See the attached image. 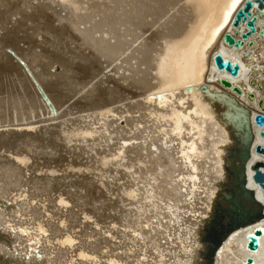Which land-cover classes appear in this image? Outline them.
<instances>
[{
	"label": "bare ground",
	"instance_id": "bare-ground-1",
	"mask_svg": "<svg viewBox=\"0 0 264 264\" xmlns=\"http://www.w3.org/2000/svg\"><path fill=\"white\" fill-rule=\"evenodd\" d=\"M28 1L37 6V18H43L45 26L57 30L59 36L67 40L64 47H59L61 51L52 49L50 54V59L65 68L61 74H70L71 80L77 67L66 68L70 63L86 70L85 73L81 70L83 75L73 87L70 85L74 94L83 91L106 67L120 73L116 78L126 82L123 83L126 87L120 86L118 79L119 84L108 86L102 77L99 84L88 85L90 89L85 91V96L100 92L99 101L93 102L90 97L83 116L55 125L54 120L68 115L78 102L62 110L71 93L55 91L57 99L63 96L66 101L54 102V92L43 85V80L37 81L29 68L33 64L30 60L42 61L36 56V49L32 51L31 46L26 48L19 43L15 48L12 45L16 54L0 49V65L8 74L5 76L9 83L16 86L13 91L17 89L19 99L35 112L36 120L31 114V121L17 125L39 122L41 126L36 132L33 129L18 131L11 127L14 122L9 129L4 127L7 124L0 123V208L3 209H0V264H205L204 234L212 218L219 215L220 207L229 205L226 196L237 194L240 150L248 144L249 138L252 157L248 165L256 159H264L254 149L256 142L264 143L259 133L261 126L254 122L255 112L264 108V35L260 33L264 16L259 15L258 30L249 37L254 42L250 44L248 39L245 45L237 47L225 41L224 33L230 30L237 36L245 29V24L237 28L231 20L244 0L240 3V0ZM3 2L2 6L9 1L4 5ZM2 10L0 21L2 17L5 21L6 10ZM147 30L151 33L147 34ZM71 47L77 51H71ZM217 51L239 60L242 70L238 76L216 66L214 54ZM221 77L232 80L242 92L234 91L232 85H224ZM34 79L50 101L39 87L41 92L38 90ZM69 80L68 83L72 81ZM203 83L208 89L202 88ZM5 93L0 95V105L10 104L13 97L10 91ZM37 107H42V118L36 112ZM120 117H125L123 126ZM106 131L111 134L106 136ZM88 132L96 137L87 140L84 133ZM131 138L139 139L136 147L128 144ZM72 139L81 144L69 145ZM43 145L56 150L50 152L47 160ZM236 146L238 152L234 155ZM2 150L12 152L13 156ZM30 157L32 162H29ZM18 161L25 163V167ZM87 163L99 169L96 179L94 173H89L91 176L83 173L84 177H91L89 182L86 178L81 182L77 174L70 171L62 176L56 172L54 177L50 173L43 175L44 170L41 175L35 174L46 166L59 170V167ZM120 164L134 169L126 170L119 167ZM7 170L17 171L18 175L10 177L17 179V185L7 182L4 176ZM252 171L248 169V184L257 190L264 203L263 191L253 181ZM66 176L69 179H65ZM88 190L92 193L89 192L90 197L93 195L91 198L98 201L96 206L89 207L90 200L88 204L84 200ZM63 194L73 203L78 200L71 203L72 206L81 205L94 213L101 211V215L96 213L100 216L97 220L107 222L105 230L111 234L93 241L86 238L85 235H101L103 230H95L94 225L90 226L91 221L83 220L81 206L82 213H79L64 205L69 200ZM43 195L51 198L47 207L41 206L40 200H36L35 206L30 201ZM23 197L28 198L19 200ZM241 201L246 207L258 208L248 196H242ZM9 204L14 208L5 209ZM107 208L114 212H108ZM90 215L92 217V213ZM55 218L57 220L53 221ZM258 223L264 226V216ZM115 224L126 229H118ZM76 226L81 229L75 231ZM88 228L93 232H88ZM251 229L252 225H245L230 232L214 256V264H245L250 253L257 264H264V234L259 250L247 249L246 233ZM113 236H119L120 241H114Z\"/></svg>",
	"mask_w": 264,
	"mask_h": 264
},
{
	"label": "rangeland",
	"instance_id": "rangeland-1",
	"mask_svg": "<svg viewBox=\"0 0 264 264\" xmlns=\"http://www.w3.org/2000/svg\"><path fill=\"white\" fill-rule=\"evenodd\" d=\"M7 1H9V2H7ZM22 1V2H21ZM17 0V1H15V0H4V2H7L8 3V5L10 6H8L7 5V3L4 5V2H3V0L1 1L0 0V3L2 4V2H3V5L4 6H2L1 4V8L0 9H3V10H6V11H4L5 13H3V16H4V19H5V21H2L3 20V17H2V19H1V23L2 24H4V25H2V27H4L5 28V25H6V22H7V25H6V27L8 28H11L10 30L9 29H4L3 28V30H5V31H3L2 30V27H1V25H0V33L2 34V36L0 35V39H2V37L3 36H7V38L5 37V38H3V40H1L0 41V45L1 44H3L2 46H4V47H2V46H0V49L2 50V51H7V52H11V53H15V51H14V48L16 47V44L17 45H22V46H25L26 48L28 47V46H31L30 47V49L32 48V51L33 50H35L36 49V56H39V57H41L42 58V61L40 60V62L37 60V59H35L34 61H32V60H30L29 62H32L33 64L32 65H30V70L32 71V73H33V75L35 76V78L37 79V81L38 80H43V85H45V86H47L49 89H51L53 92H54V95H55V97L53 98L54 99V102H55V100H59V102H63V101H66V99H65V97H63L62 96V98L61 99H57L56 98V96H58L56 93H55V91H58L59 93L60 92H68L70 95H71V98L70 99H68V103L66 104V106L64 107H62L61 109L62 110H64L65 108H67L69 105H73L74 103H76V102H78V106H76L75 104L73 105V107L74 108H72V109H70L69 110V113H67L68 115H66V116H64V117H62L60 120H54V122H53V124H62V123H70L71 121V119H74V117L75 116H79V115H81V116H83L84 114H85V108H86V106H87V102L88 101H90V97H91V99H93L92 101L93 102H97V101H99V97H98V95H99V93H97V92H95V94L94 95H92V96H90V95H88L87 94V96H85L86 95V92H87V90L88 89H90V87H92V86H96L97 84H99V81L101 80V78L102 77H104V79H105V84L106 85H108V86H114L113 84H119V81H121V80H119V78H116L117 76L119 77V75L118 74H120V73H115V70H112V68L110 67H106V68H104V72L103 73H100V75L98 76V77H95L94 76V79L92 80V82H91V84H88L85 88H83V91H82V89L80 90V92H77V93H75L74 94V92L73 91H71L70 90V85L73 87V84H76V81L78 80V79H81L80 77L83 75V73H85L86 72V70L84 69V68H82V67H80L81 65H79V64H74L73 65V63H70V64H67V65H65L66 66V68H68V67H70V66H75L76 65V67H77V71H75V72H73L72 74H74L73 75V77L71 78V80H69L70 79V74L68 75H65V72L63 73V74H61L62 73V70L64 71L65 70V68H62L58 63L56 64V62L53 60V59H50V54H51V50L52 49H55L56 51L58 50V51H61V49L59 48V47H64L65 46V41H67L66 39H63V37H61V36H59V32L56 30L55 31V29H53V28H50V27H47V26H45V25H47V24H45L44 22V20H43V18H42V20L44 21V22H42V20H41V18L39 19V17L37 18V16H36V14L39 12L36 8H37V6H35L34 4L35 3H33L32 1L31 2H27V0ZM10 2H12L11 3V5L9 4ZM16 2V3H15ZM35 2V1H34ZM20 3V4H19ZM28 3V4H27ZM16 4H19L18 6H16ZM32 5V6H31ZM8 8V10H7V8ZM18 7L19 9H17L16 7ZM32 7V9H31V7ZM34 6V7H33ZM3 7H5V8H3ZM25 7V8H24ZM12 10H11V9ZM2 10V11H3ZM10 10H11V12H12V14H11V12H10ZM16 10V11H15ZM22 10V11H21ZM34 10V11H33ZM7 12V13H6ZM10 12V14H9V16L7 15L6 17H5V15L6 14H8ZM20 12V13H19ZM23 12V13H22ZM31 13V15H28V14H30ZM28 16H27V15ZM13 16V17H12ZM9 17V20H10V22H9V20L7 21L6 20V18H8ZM15 17V18H14ZM19 18V19H18ZM13 20V21H12ZM41 22H40V21ZM15 21V22H14ZM17 21V22H16ZM4 22V23H3ZM9 22V23H8ZM23 22H25V23H23ZM27 22V23H26ZM0 23V24H1ZM12 23H14L13 24V26H12ZM41 23V24H40ZM44 23V24H43ZM10 24V25H9ZM17 24H19V25H17ZM32 26H31V25ZM40 24V25H39ZM11 26V27H10ZM20 26V27H19ZM26 26V27H25ZM39 26H42V27H39ZM45 26V27H44ZM48 26H49V24H48ZM51 26V25H50ZM38 27V28H37ZM52 27V26H51ZM14 28V29H13ZM21 28V29H20ZM28 28V29H27ZM37 28V29H36ZM45 28V29H44ZM51 29H53V30H51ZM25 30V32H22V31H24ZM36 30V31H35ZM151 30V29H150ZM150 30H147L146 31V33L147 34H150L151 33V31ZM14 31V32H13ZM49 31V32H48ZM51 31V32H50ZM8 32H10V33H8ZM57 32V33H56ZM4 33H6V34H4ZM8 33V34H7ZM56 35V36H55ZM36 36V37H35ZM41 37V38H40ZM58 38V40H56ZM62 40H61V39ZM6 39H8V41H10L9 42V44H8V41H6ZM10 39V40H9ZM17 41V42H12V41ZM4 41V42H3ZM6 42V43H5ZM25 42H27V43H25ZM61 42V43H60ZM6 44V46H5V44ZM12 43V44H11ZM14 43V44H13ZM19 43V44H18ZM59 43V44H58ZM37 44H38V46H37ZM56 44V45H55ZM12 45H13V47H12ZM15 45V46H14ZM7 48V50H6V48ZM56 47H57V49H56ZM3 48V49H2ZM5 48V49H4ZM39 48V49H38ZM29 49V48H28ZM75 50V49H74ZM73 49H72V47H71V51H74ZM75 51H77V50H75ZM16 54V53H15ZM17 60V61H16ZM78 60L80 61L81 59H79L78 58ZM15 61H16V64L17 65H20L21 64V62L17 59V58H15ZM24 61V60H23ZM54 62V63H53ZM82 63H84L83 61H81ZM53 63V64H52ZM132 63H133V61H132ZM1 64V63H0ZM69 65V66H68ZM2 66L0 65V68H1ZM23 68L25 69V67L23 66ZM36 68H37V70H36ZM107 69V70H106ZM2 72H1V74H0V91L2 90L3 91V93H1L0 92V95L1 94H4L5 93V91L7 90V92L6 93H8L9 91L13 94L12 96V99L10 100V104H4V103H1V105H0V123H4V124H7V125H3L4 127H6L7 129H9L10 128V126H11V123L12 122H14V123H16V124H12V126L11 127H13V128H15V130H18V131H20V130H24V129H31V131H35L36 132V128H40L41 126H38V124H40L39 122L37 123V125L35 126L34 124H28V125H26V124H20L19 126L17 125V123L18 122H28V121H31L32 119L30 118V116H32L33 115V120H36V117H34V114H35V112H33L31 109H29V107H28V105L26 104V102L24 101V100H21V99H19L20 97H18L17 96V89H16V92L15 91H13V89L14 88H16V86L15 85H13V84H11V82L9 83V79H7V73L6 72H4L3 71V68H1L0 69ZM52 71V72H49V71ZM71 69H69L68 71H70ZM81 70H83V73H82V71ZM81 71V72H80ZM85 71V72H84ZM78 72V73H77ZM6 73V74H5ZM10 73H11V71H10ZM107 73V74H106ZM111 73H112V75H111ZM115 74V75H114ZM6 75V76H5ZM65 75V76H64ZM107 75H109V77H107ZM5 76V78L3 79L2 77H4ZM44 76V77H43ZM76 78V80L75 79H73V78ZM92 78H93V76H92ZM91 78V79H92ZM113 78V79H112ZM116 79V81H115V79ZM2 79H3V82H2ZM7 79V83L5 82V80ZM109 79V80H108ZM119 81H118V80ZM68 80L69 81H71V82H69L68 83ZM107 80V81H106ZM115 82V83H113V81ZM98 81V82H97ZM109 81V82H108ZM6 83V85H5V83ZM97 83V84H96ZM123 83H126V82H120V86H123L124 88L126 87V84H123ZM4 84V85H3ZM10 84V85H9ZM122 84V85H121ZM13 86V88H11L12 86ZM42 85V84H41ZM11 86V87H10ZM4 87V88H3ZM8 87V88H7ZM5 88H7V89H5ZM37 88H38V86H37ZM9 89H11V90H9ZM38 90H39V88H38ZM132 90H135V89H132ZM40 91V90H39ZM86 91V92H85ZM14 92V93H13ZM41 92V91H40ZM5 93V94H6ZM10 94V93H9ZM14 94H16L15 96H14ZM74 94V95H73ZM83 94V95H82ZM82 96V97H81ZM89 99H88V98ZM13 98H15V99H13ZM86 98V99H85ZM129 98H131L130 96H129ZM24 101V102H23ZM34 101V100H33ZM132 101H135V99L134 100H132ZM7 102V101H6ZM14 102V103H13ZM60 103V104H61ZM80 103V104H79ZM8 105H9V107H8ZM14 105V106H13ZM17 105V106H16ZM50 105V104H49ZM6 106H7V109H6ZM14 107V108H13ZM96 107V106H95ZM12 108V109H11ZM11 109V110H10ZM36 112H38L40 115H41V118L44 116V114H43V111H42V107H37V109H36ZM62 112V111H61ZM7 113H9L8 115H7ZM20 113V114H19ZM28 113V114H27ZM24 114V115H23ZM32 114V115H31ZM7 115V116H6ZM30 115V116H29ZM10 116V117H9ZM20 117V118H19ZM25 117V118H24ZM28 119H27V118ZM111 118H115V117H110V119ZM121 118V119H120ZM120 118H118L119 119V121L121 122V125L123 126V125H125V123L126 122H124L123 120H124V118L125 117H120ZM19 120V121H18ZM9 123V124H8ZM124 123V124H123ZM10 125V126H9ZM24 125H26V126H24ZM14 126H16V127H14ZM21 126V127H20ZM24 126V127H23ZM34 126V127H33ZM3 127V128H4ZM32 127V128H31ZM6 128H4V129H6ZM2 129V128H1ZM0 129V130H1ZM33 129V130H32ZM91 132V131H90ZM90 132H88V133H84V135L87 137V140H90V139H94L96 136H93V135H91L92 133H90ZM39 134H41L42 132L40 131V132H38ZM81 133V132H80ZM46 134V133H45ZM96 134V133H95ZM111 133H110V131H106L105 132V135L106 136H109ZM46 135H48L49 136V133H47ZM14 137L15 136H17L16 134H14L13 135ZM134 141H133V140ZM128 140H132L131 141V143H130V141H129V143L128 144H130V145H134V147H136L137 146V144H135L136 142H139V139H134V138H131V139H128ZM74 141V142H73ZM93 141V140H92ZM71 142V143H70ZM94 142V141H93ZM75 143H80V141H75L74 139H72V140H70L69 141V145H74ZM81 144V143H80ZM46 149H45V148ZM49 149H48V148ZM51 146H49V145H43L42 146V148L44 149V151H46L45 152V159L47 160L48 158H47V156H50V152L53 150V151H56L55 149H52V147L50 148ZM133 147V146H132ZM155 146H153V148H154ZM48 149V150H47ZM59 148H57V150H58ZM62 149L63 148H60L59 150L60 151H62ZM79 149V148H78ZM1 152H8L9 153V155H11L12 154V156H13V153L12 152H9V151H4V150H2ZM11 153V154H10ZM131 154H134V152H131ZM74 155H77V153L76 154H74ZM31 159V161L29 160V162H32V157H30ZM127 158V157H126ZM126 158H124V159H126ZM123 159V160H124ZM40 160V159H39ZM41 162L43 161L42 160V158H41V160H40ZM53 161V160H52ZM124 161H127V159L126 160H124ZM19 162V161H18ZM89 163H87V165L86 164H78L77 166H75V165H72V166H74V168H72V166H71V168H70V165H68V167L66 168V167H64V168H62V169H64L63 171H65V173L62 171V169L59 167V170L57 169V168H54L53 170L52 169H48V167L46 166V168L45 167H43V168H41V169H38L36 172H35V174H40V173H42V171L44 172V173H42L43 175H45V173L46 174H48V173H50V175L51 176H53L54 177V175H56L57 173L56 172H60V173H58L57 175L59 176L60 174H61V176L62 175H66V173H70V172H73V173H76L77 174V177L79 178V180L81 181V182H85L86 180L84 179V178H86V177H84V176H86V175H90L91 173V175H93V173L95 174V176L93 175V177H95V179H96V177H98V174L96 173L97 172V170H99V169H94V168H92V167H89V166H91V165H88ZM16 165H17V163H16ZM19 165L20 166H22V167H25V163H23V162H19ZM88 166V167H87ZM124 167L126 170H128V169H130L131 170V168L132 167H129L128 165H124V164H120L119 165V167ZM127 166V167H126ZM77 167H78V169H77ZM47 169V170H45V169ZM76 168V169H75ZM82 168V169H81ZM69 169V170H68ZM71 169V170H70ZM92 169H93V171H92ZM132 169H134V168H132ZM39 170H41L40 172H39ZM49 170V171H48ZM57 170V171H56ZM61 170V171H60ZM86 170V171H85ZM95 170V171H94ZM70 171V172H69ZM125 171V170H124ZM51 172H52V174H51ZM55 173V174H54ZM80 173H82V174H80ZM85 175H84V174ZM90 173V174H89ZM79 174V175H78ZM16 175H18L17 174V171H15V170H13V171H11V170H7L5 173H4V176L5 177H7V182L10 184V185H17L16 183H17V179H15V178H13V179H10V177H14V176H16ZM41 175V174H40ZM84 175V176H83ZM90 175V176H91ZM81 176V177H80ZM87 176V178L86 179H88L87 181L89 182V180L91 179V177L89 178ZM83 177V178H82ZM65 179H69V176L67 177H65ZM83 179V180H82ZM0 190H1V186H0ZM85 189H83L82 191L85 193V191H84ZM88 192V193H87ZM86 192V194H85V198L87 197L86 195H89V192H90V195L92 194L91 193V191H87ZM54 193V191H52V194ZM115 194V193H114ZM113 193L111 194V196L113 197V198H115L116 197V195H114ZM54 196L56 195L55 193L53 194ZM64 196H65V194H63ZM67 195V194H66ZM90 195L87 197V199H85L84 198V200L86 201V203L88 204V202H90L88 205H89V207H90V205H91V207H92V205L94 206H96L97 204H98V201H96L95 199L93 200L91 197L93 196H91L90 197ZM110 196V195H109ZM115 196V197H114ZM66 198H67V196H65ZM28 197H23V198H20L19 200H24V199H27ZM88 198H91V199H88ZM94 198V197H93ZM69 201L67 202V203H65L64 205H66L68 208H71V209H73L75 212H78L79 211V213H82V210H84V214L82 213V215L84 216V218H83V220L85 221L86 219H87V221L88 222H90V223H92L90 226H92V225H94V226H92L95 230L97 229V230H99V229H101V231L103 230V232H102V234L101 235H99V233H95L94 235H92L94 238H90V237H92V236H89L88 237V235H85V237L86 238H89V240H91V241H93V240H96L98 237H101V236H104V235H109V234H111V233H109L108 234V232H110V231H108V230H105L106 228H105V226L104 225H106V224H108L107 222L105 223V221H103V223H101L100 222V220H99V222H100V224H98L99 222H98V217H100L99 215H101V211H100V213H99V211L98 212H95L94 213V211H92V212H89L90 210H88V208H83V206H81V205H78L77 206V204L74 206V208H72L73 206H72V204H75V202L73 203V200H70L69 198H67ZM36 200H40L41 201V203H40V205L41 206H44V207H47V206H49V204H50V201H51V198L49 197V196H47V195H43V196H38L37 198H32V200H30L32 203H33V205L35 206V205H37V203H36ZM81 200V199H80ZM88 200H90V201H88ZM71 201V202H70ZM82 201V200H81ZM88 201V202H87ZM58 202H59V200H58ZM77 202H78V200H77ZM76 202V203H77ZM97 202V203H96ZM72 203V204H71ZM91 203H93V204H91ZM95 203V204H94ZM80 206H81V208H82V210H81V208H80ZM107 207V206H106ZM11 208H14L13 207V205L12 204H9L8 205V207L7 208H5V209H11ZM1 209V208H0ZM78 209H80V210H78ZM87 209V210H86ZM108 210V212H114V210L113 209H110L109 210V208H107ZM1 210H3V209H1ZM64 211H67V210H65V209H63ZM86 211H88V214H89V216L87 215V212ZM92 213V217L94 216V218L92 219V217H91V214ZM96 213H98V214H96ZM96 215H98V216H96ZM86 216H88V217H86ZM96 217V218H95ZM105 216H103V218H104ZM57 218V217H56ZM53 219V221H55V220H57V219ZM89 218V219H88ZM106 219V218H105ZM108 219H110V217L108 218ZM93 220V221H92ZM87 221H85V222H87ZM68 223H70V222H68ZM93 223H95V224H97V225H95V224H93ZM10 224V223H9ZM101 224H103V225H101ZM114 224V222H112V224H110V227H111V225H113ZM83 224L81 223V226H82ZM99 225H100V227H99ZM81 226H76V227H73L74 229L76 228V230L75 231H79L80 229H81ZM84 226V225H83ZM96 226V227H95ZM8 227L9 228H11L9 225H8ZM104 229H103V228ZM115 227L116 228H118V229H121V230H125L126 228L123 226V225H120V224H115ZM89 230H88V232L91 230V228H88ZM107 233H106V232ZM90 232H93L92 230L90 231ZM97 234V235H96ZM97 236V237H96ZM83 237H84V235H83ZM117 237H119V236H113V240L114 241H117V242H119L120 241V237L119 238H117ZM117 239V240H116ZM103 244V243H102ZM117 250H119V249H117ZM116 250V251H117Z\"/></svg>",
	"mask_w": 264,
	"mask_h": 264
},
{
	"label": "water",
	"instance_id": "water-1",
	"mask_svg": "<svg viewBox=\"0 0 264 264\" xmlns=\"http://www.w3.org/2000/svg\"><path fill=\"white\" fill-rule=\"evenodd\" d=\"M242 1L243 0H240L239 3ZM259 15L264 16V0H244L242 5L237 6L231 20L233 25L237 28L245 24V29L237 36L230 30L225 31V41L230 44H234L237 47L245 45L250 35H254L258 30L257 21L259 19ZM238 32L239 31L237 30L236 33L238 34ZM260 33L264 35V24L260 28ZM253 42V39H249L250 44ZM214 60L219 69H225L232 76H238L241 73L242 67L239 60H234L232 57H226L221 51H217L214 54ZM221 81L226 86L232 85L234 91H237L238 93L242 92L241 87L237 84H233L232 80L229 78L221 77ZM35 82L42 91L44 97L48 99V96L40 84L36 80ZM202 88L204 90L208 89L207 84L203 83ZM253 94L254 93L251 92V96H253ZM158 96H160V94H158ZM262 103L263 100L260 99L259 104L262 105ZM254 122L261 126L259 133L264 137V108H260L259 111L255 112ZM254 149L264 156V143L260 141L256 142ZM251 151L252 140L249 138L248 144L240 150L241 161L239 163L240 169L237 171L240 172L237 176V183L239 185L237 194L226 196L229 205H223L220 207L219 215L212 218V222L207 227L204 234V240L207 242L205 264H214V256L217 251L221 250L225 237L234 229L241 226L252 225V229L246 233L247 249L255 252L260 248V238L264 234V226L258 223V221L264 216V203L258 197L257 190L251 186V184H248L250 179L248 169L253 170V181L260 186L263 191L262 195L264 196V159H256L248 165V161L252 157ZM237 152L238 149L236 146L234 155H236ZM242 196H248L253 203L258 206V208L254 206L246 207L245 203L241 201ZM225 217H228V219L225 220ZM245 264H257L251 253L246 256Z\"/></svg>",
	"mask_w": 264,
	"mask_h": 264
}]
</instances>
